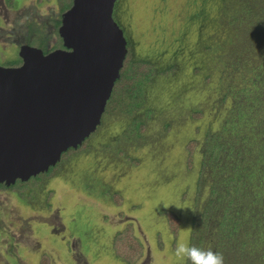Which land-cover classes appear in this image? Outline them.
I'll return each instance as SVG.
<instances>
[{"label":"rangeland","instance_id":"rangeland-1","mask_svg":"<svg viewBox=\"0 0 264 264\" xmlns=\"http://www.w3.org/2000/svg\"><path fill=\"white\" fill-rule=\"evenodd\" d=\"M15 3L10 8L7 0H0V65L18 58L20 46L37 35L36 28L50 47L59 39L58 0ZM220 6L221 0H117L114 17L126 37H132L135 56L153 60L159 68L180 64L174 77L157 78L147 103L165 114L164 121L174 117L177 124L158 138L161 125L151 121L146 142L120 155L116 143L131 121L104 115L90 149L70 158L41 189H31L34 202H26L17 190H0V264H40L46 254L51 264H128L114 244L130 225L144 245L134 264L187 263L177 261L174 249L182 233L191 244L204 137L222 128L233 106L228 97L217 107L222 97L214 66L218 60L212 50L203 51L224 38L210 22ZM202 11L208 14L205 22L201 15L194 17ZM199 109L202 117H190ZM192 139L200 145L189 168L187 144ZM115 192L122 194V203L112 199ZM166 211L180 218L178 235Z\"/></svg>","mask_w":264,"mask_h":264},{"label":"trees","instance_id":"trees-1","mask_svg":"<svg viewBox=\"0 0 264 264\" xmlns=\"http://www.w3.org/2000/svg\"><path fill=\"white\" fill-rule=\"evenodd\" d=\"M7 2L10 8L16 6L15 0ZM72 4L73 0H58L60 13L67 11ZM199 15L204 22L207 20L205 11L194 17L200 18ZM210 22L216 25L219 34L224 35L214 48L203 49L206 53L212 50L218 60L214 66L220 72L222 97L216 101L217 107L222 108L228 97L232 99L233 106L222 128L216 132L208 131L204 137V159L197 181L198 205L192 221L191 244L222 253L224 264H264V0H221L217 15ZM55 23L58 28L61 20ZM35 32L37 35L29 40L30 45L48 53L49 41L39 37L41 32L38 28ZM57 34L59 39L51 50L64 47L58 31ZM127 40L128 54L121 76L103 114L131 121L122 136L117 137L120 155H124L128 147L146 142L144 133L151 121L158 120L161 125L158 138L177 124L174 117L164 121L165 114L147 106V103L151 86L157 78L174 77L179 63L159 68L153 60L136 57L132 37ZM3 63L5 65L2 66H19L21 61L15 59ZM207 65L209 67L212 62ZM208 74L209 81L212 73ZM190 114L192 118H200L203 109ZM97 130L78 148L70 147L63 153L62 161L57 163L61 170H57L56 165L27 181L18 179L9 186L0 182V190H17L26 202H34L31 189H41L50 177L62 171L70 158L88 151L91 147L89 141ZM199 145L198 139L187 144L189 168ZM112 199L120 204L123 196L115 192ZM165 213L173 233L178 235L180 218L172 212ZM114 247L116 254L128 264H134L144 250L131 225L116 235ZM40 264H51V257L43 255Z\"/></svg>","mask_w":264,"mask_h":264},{"label":"water","instance_id":"water-1","mask_svg":"<svg viewBox=\"0 0 264 264\" xmlns=\"http://www.w3.org/2000/svg\"><path fill=\"white\" fill-rule=\"evenodd\" d=\"M117 0H73L62 14L64 48L24 44L20 66L0 65V182L48 171L102 123L128 54Z\"/></svg>","mask_w":264,"mask_h":264},{"label":"clouds","instance_id":"clouds-1","mask_svg":"<svg viewBox=\"0 0 264 264\" xmlns=\"http://www.w3.org/2000/svg\"><path fill=\"white\" fill-rule=\"evenodd\" d=\"M177 207L185 208L179 205ZM174 256L178 262L188 261L190 264H224L222 253L190 244L189 237L183 233L176 241Z\"/></svg>","mask_w":264,"mask_h":264},{"label":"flooded vegetation","instance_id":"flooded-vegetation-1","mask_svg":"<svg viewBox=\"0 0 264 264\" xmlns=\"http://www.w3.org/2000/svg\"><path fill=\"white\" fill-rule=\"evenodd\" d=\"M62 14H63V13H61V16H60V19H59V20L62 19V18H61V17H62ZM57 21H58V20H57ZM55 22H56V21H55ZM59 27H60V26H59ZM59 27L57 28V30H59ZM58 33H59V32H58ZM25 44H30V43L27 42V43H25ZM22 45H24V44H22ZM22 45H21V46H22ZM21 46H20V48H21ZM54 46H55V45H54ZM54 46H53V47H54ZM35 47H38V46H35ZM53 47H50V46H49L48 49H50V51H52L51 49H52ZM20 48H19V51H20ZM39 48H40V47H39ZM59 48H64V47H59ZM59 48H55V49H59ZM55 49H53V50H55ZM50 51H49V52H50ZM17 57H18V58H16V59H20L21 64H22V63H23V60H22V58L20 57L19 52H18ZM13 60H15V59H13ZM21 64H20V65H21ZM20 65H19V66H20ZM6 67H16V66H6Z\"/></svg>","mask_w":264,"mask_h":264}]
</instances>
